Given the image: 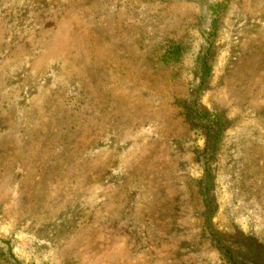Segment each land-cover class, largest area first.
<instances>
[{
	"label": "rangeland",
	"instance_id": "1",
	"mask_svg": "<svg viewBox=\"0 0 264 264\" xmlns=\"http://www.w3.org/2000/svg\"><path fill=\"white\" fill-rule=\"evenodd\" d=\"M0 264H264V0H0Z\"/></svg>",
	"mask_w": 264,
	"mask_h": 264
}]
</instances>
